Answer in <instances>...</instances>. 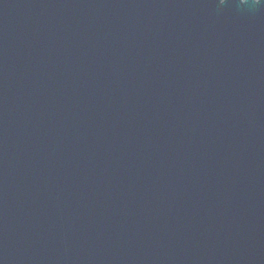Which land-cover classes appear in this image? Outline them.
<instances>
[{"label":"water","instance_id":"1","mask_svg":"<svg viewBox=\"0 0 264 264\" xmlns=\"http://www.w3.org/2000/svg\"><path fill=\"white\" fill-rule=\"evenodd\" d=\"M0 264H264V0H0Z\"/></svg>","mask_w":264,"mask_h":264}]
</instances>
